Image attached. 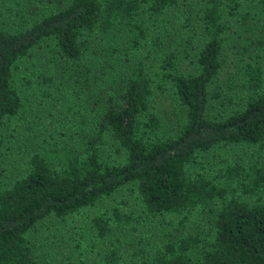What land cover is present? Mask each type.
Instances as JSON below:
<instances>
[{
    "label": "trees",
    "instance_id": "trees-1",
    "mask_svg": "<svg viewBox=\"0 0 264 264\" xmlns=\"http://www.w3.org/2000/svg\"><path fill=\"white\" fill-rule=\"evenodd\" d=\"M46 1L22 25L0 3V128L22 106L17 70L42 48L65 71L20 83L51 98L68 92L50 89L62 80L84 104L69 109L77 128L64 144L29 154L0 187V264H45L27 239L37 222L76 223L126 186L137 215L117 201L89 218L101 264H264V0ZM229 33L245 97L227 109L212 83ZM185 57L191 72L178 69ZM165 88L183 109L173 133L156 107ZM146 218L163 232L106 245L113 226Z\"/></svg>",
    "mask_w": 264,
    "mask_h": 264
},
{
    "label": "rangeland",
    "instance_id": "rangeland-1",
    "mask_svg": "<svg viewBox=\"0 0 264 264\" xmlns=\"http://www.w3.org/2000/svg\"><path fill=\"white\" fill-rule=\"evenodd\" d=\"M27 1L30 2L27 3ZM0 3L12 4L11 10L5 14L6 22L10 24L13 22L17 24L19 21L16 19L24 21L30 19L29 10L33 5H38L39 13L53 8V5L46 0H0ZM187 9L188 13L194 10L192 7ZM194 25L198 30V23L195 22ZM233 27L236 28L234 25ZM227 35L229 37L223 42V66L212 83V89L213 92L220 94L219 100L222 99L224 106L228 109L240 106L245 93L240 85L238 56L231 47L232 35L230 33ZM260 56H262L264 71V48ZM57 63L56 60L48 61L45 49L42 48L27 58L15 74L22 106L19 112L0 128V187L10 183L26 168V159L29 154L44 152L54 144H64L70 131L77 128L76 116L69 109L84 104L79 86L72 88L70 84L64 86L61 80L58 87L51 85L50 89L56 91L68 88V92L63 94L60 91L51 98H43L40 95V85L37 83H20V77L34 78L38 73L43 72H49L53 80H56L54 75L61 72L64 66L66 68L64 63ZM178 69L183 73L193 71L191 60L187 57L181 58L178 61ZM214 99L211 97L214 109H218L219 100ZM155 101L160 113L161 132L173 133L183 121V109L176 103L171 88H165L156 96ZM117 201L123 202V208L132 212L134 216L140 211L135 193L126 186L110 197L98 201L76 223L61 222L51 217L40 220L32 230L27 232V239L32 245L34 256L45 264H101V248L95 245L89 218L99 211H107ZM157 225H159L157 222L154 223L146 218L132 227L113 226L105 243L109 246L111 241L116 243L113 240L115 238L122 241L135 238L138 234H144L152 240L164 230Z\"/></svg>",
    "mask_w": 264,
    "mask_h": 264
}]
</instances>
